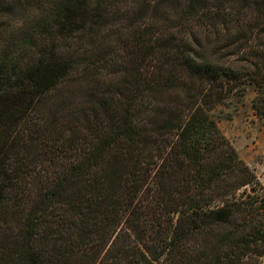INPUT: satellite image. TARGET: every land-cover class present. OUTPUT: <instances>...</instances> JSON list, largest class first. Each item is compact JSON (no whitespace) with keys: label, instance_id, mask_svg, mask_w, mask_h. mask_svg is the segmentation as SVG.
Segmentation results:
<instances>
[{"label":"trees","instance_id":"trees-1","mask_svg":"<svg viewBox=\"0 0 264 264\" xmlns=\"http://www.w3.org/2000/svg\"><path fill=\"white\" fill-rule=\"evenodd\" d=\"M251 88L264 0H0V264H261L217 115Z\"/></svg>","mask_w":264,"mask_h":264},{"label":"rangeland","instance_id":"rangeland-1","mask_svg":"<svg viewBox=\"0 0 264 264\" xmlns=\"http://www.w3.org/2000/svg\"><path fill=\"white\" fill-rule=\"evenodd\" d=\"M105 35V33H100L96 37L97 42L95 46H98L103 42H111L120 38H122V40L129 39L124 26H120L116 31V35L111 38H107ZM76 46V44L73 45V47ZM137 49L138 47H136V44L129 40L126 47L122 48V50L116 54V58L121 62H127L132 59L133 54ZM255 97L256 93L254 89L251 88L244 98H235L217 110L220 128L233 144L240 158L245 162L249 160L247 154L249 147L258 141V138H254L256 137L254 136V130L259 126L262 128L264 122V117H260L257 114ZM256 121H259L257 126L255 125ZM247 164L254 170L259 182L264 187V163ZM261 264H264V259H262Z\"/></svg>","mask_w":264,"mask_h":264},{"label":"crops","instance_id":"crops-1","mask_svg":"<svg viewBox=\"0 0 264 264\" xmlns=\"http://www.w3.org/2000/svg\"><path fill=\"white\" fill-rule=\"evenodd\" d=\"M258 122L259 121L255 122L256 126L259 124ZM260 127L261 126L254 130V136L256 137L252 135L254 138H258V141L249 147V150L247 151L249 160L246 163H264V122L262 128Z\"/></svg>","mask_w":264,"mask_h":264}]
</instances>
